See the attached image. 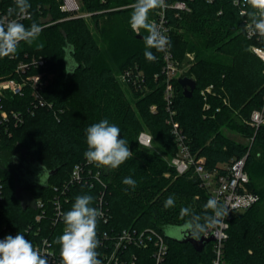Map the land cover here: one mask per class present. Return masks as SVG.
<instances>
[{"label":"trees","instance_id":"obj_1","mask_svg":"<svg viewBox=\"0 0 264 264\" xmlns=\"http://www.w3.org/2000/svg\"><path fill=\"white\" fill-rule=\"evenodd\" d=\"M78 1L81 10L90 14L87 18L68 17L59 9V0H29L31 17L21 22L26 27L36 22L42 32L32 43L21 42L11 57L0 58V80H19L17 65L42 57L43 68L32 66L22 75L44 71L47 84L41 98L52 104L51 108H34L28 87L21 96L5 93L1 98L2 108L7 113H20L22 121L14 126L9 119L0 125V238L6 230L15 235L22 232L32 243L46 237L60 256L55 241L63 233L62 216L53 226L49 210L36 235L39 224L30 203L41 198L50 208L52 187L63 190L73 167L82 164L80 182L64 188V195L58 194L63 212L70 210L77 195L93 196V207L102 198L108 218L106 222L98 220V252L105 246L111 249L112 237L121 230L150 228L167 243V264H212L211 242L197 252L189 243L175 241L165 232L184 222L181 208L200 214L210 198L191 169L178 174L169 164L177 152L168 123L172 111L189 151L203 157L207 169L220 171V166L245 156L248 187L258 200L229 219L222 264H264V188L256 186L257 180L264 179V124L257 129L249 125L251 112L264 104V63L249 50L252 41L245 37L239 5L232 0H187L188 12L166 8L172 57L182 63L186 52L194 54V62L179 77H190L196 84L187 98L179 77L173 78L174 94L168 110L163 98L162 54L152 49L157 59L147 61L143 54V36L147 33L141 30L138 35L129 25L135 0ZM0 5L5 12L15 6L14 0H0ZM158 9L150 13V21ZM133 66L143 73L142 90L118 78ZM209 85L211 91L202 95L200 92ZM102 119L120 128V138L129 142L133 152L132 158L115 170L89 164L84 157L85 130ZM224 129L246 141L229 137ZM141 132L151 136L150 148L139 144ZM33 164L41 167L44 182L33 181ZM125 177L135 179L136 187L123 184ZM19 190L29 204L22 203L16 193ZM170 195L175 206L166 209L164 202ZM128 253H134L139 264L149 261V250L131 247L123 255Z\"/></svg>","mask_w":264,"mask_h":264},{"label":"built area","instance_id":"obj_2","mask_svg":"<svg viewBox=\"0 0 264 264\" xmlns=\"http://www.w3.org/2000/svg\"><path fill=\"white\" fill-rule=\"evenodd\" d=\"M59 9L66 13L68 17H82L87 18L90 14L83 13L80 11V2L78 0H59ZM210 3L212 0H205ZM233 4L239 5V14L243 17V31L245 37L252 41L249 46V50L255 56H257L262 63H264V38L260 36H250L248 32V25L250 24V17L248 15L250 9L242 6L241 0H232ZM171 7L176 9L177 12H188L190 10L187 0H165V6L159 8L156 11V16L151 22L155 23L159 29L167 37L169 35V27L167 24L166 8ZM11 7L7 8L9 11ZM8 12H5L0 5V17H4ZM220 13V12H218ZM178 14V13H177ZM31 15L28 13L27 17L19 18L20 22L30 18ZM16 18V17H13ZM45 19L44 21H46ZM163 60L162 72L165 75V86L163 92V98L166 101V108L170 110V105L173 98V86L171 80L175 77H179L182 72H180V64L173 57L169 49L161 52ZM45 61L42 57L31 58L25 63H19L16 67V72L20 74L19 80L14 78H7L0 80V125L7 123L11 119L14 126L18 125L22 121V115L18 112L10 111L7 113L1 106V98L5 93H9L12 96H21L24 93V89L28 87L31 90L32 95V105L34 108L46 107L51 108L52 104L45 102L41 98V92L47 84V79L44 71H40L34 74H27L23 76L30 67H44ZM122 83L132 86L136 90H142L145 88L143 73L138 70L137 66H133L124 69L118 76ZM212 86L209 85L200 93L205 95L209 93ZM154 110V106L151 107ZM32 111V110H31ZM170 119L168 123L171 125V131L174 135V141L176 143L177 152L173 156L169 163L175 168L178 174H183L188 170H192L193 173L198 177L202 187L208 192L210 198H217L220 202L226 204L229 209V215L225 218V224L219 226L215 229L209 231L205 236L213 237L212 243V253L213 259L212 264H222V252L224 241L227 238L228 221L233 214L241 212L249 208L252 204L257 202L258 195L251 191L248 187L249 179L248 175L244 169L245 156L232 160L229 164L220 166L219 170H209L204 166L203 157H195L189 151V148L185 142V136L183 135L181 129L173 121V112L169 111ZM264 124V104L260 109L253 110L250 114L249 125L257 129L260 125ZM144 147H151V136L146 132H141L138 136V142ZM83 172V165L76 164L71 173L67 184L63 185L62 188L52 187L53 195L48 198L50 208L46 207V203L43 199L38 198L28 204H32L33 208L36 210L34 220L39 225L35 226L37 235L41 229L40 222L42 219L47 217L49 210L52 211L51 224L57 222V219L61 217L62 205L60 201V196L64 195V188L68 185H72L76 182H80L81 174ZM3 184L0 179V204L2 200ZM61 192V195L58 194ZM22 201V200H21ZM23 203V201H22ZM97 208L102 210L103 215L100 217L103 222L107 221V209L104 210V204L102 198L99 199ZM1 209V205H0ZM7 235L15 236L14 232L6 230L0 240L4 239ZM111 249L107 246L102 252H99V259H101L102 264H139L138 259L134 253H128L124 256L125 250L131 247L142 248L143 250H149L148 258L149 261H144L143 264H167L168 246L165 242L164 237L154 229H145L142 231L124 229L121 230L117 235L113 236L111 241ZM33 245L40 249V251L47 256L49 264H61V257L58 256L51 247V242L46 237H41L39 241H34Z\"/></svg>","mask_w":264,"mask_h":264},{"label":"clouds","instance_id":"obj_3","mask_svg":"<svg viewBox=\"0 0 264 264\" xmlns=\"http://www.w3.org/2000/svg\"><path fill=\"white\" fill-rule=\"evenodd\" d=\"M241 3L250 9L249 35L264 38V0H241ZM14 4L6 16L0 17V58L11 57L17 52L21 42L32 43L42 32V26L36 22H32L28 27L20 22L19 18L28 16L31 7L29 0H14ZM164 6L165 0H135L131 5L129 25L138 35L141 30L147 33L143 36V54L149 62H155L157 59L152 49L164 52L170 47L169 38L149 19L153 10ZM85 134L87 150L84 157L89 164L115 170L133 156L129 142L120 138V128L107 119L87 127ZM122 183L131 188L137 185L132 177H125ZM93 201L94 197L89 194L77 195L70 210L61 213L64 229L55 241L60 246L61 264H102L100 253L97 251L100 246L97 225L103 213L99 208L92 206ZM174 206L175 199L170 195L164 202V208ZM202 209L200 214H196L188 207L181 208L180 219L184 222L171 227V237L183 241L190 236L199 241L210 230L224 225L230 212L229 207L215 197L209 198ZM0 264H49V260L19 232L15 236L7 235L0 240Z\"/></svg>","mask_w":264,"mask_h":264},{"label":"rangeland","instance_id":"obj_4","mask_svg":"<svg viewBox=\"0 0 264 264\" xmlns=\"http://www.w3.org/2000/svg\"><path fill=\"white\" fill-rule=\"evenodd\" d=\"M79 6H80V11L83 12V13H85L83 10H81V5H79ZM100 46L103 47V42H101V41H100ZM193 62H194V54L192 52H186L184 60L182 61V63H179L180 64V66H179L180 67V72L184 73L191 66V64ZM125 92L129 96V93L126 90V88H125ZM242 123H246V121H242ZM223 131L229 137H231L233 139H236L237 141H241V142H245L246 141L245 139L241 138V136L238 133H236V132L229 131L228 129H224ZM155 151L158 154L162 155L161 152L159 150H157V148L155 149ZM31 169H32V178H33V181H36L37 183L44 182V180H45V174L43 172H41V167L38 164H33L31 166ZM256 186L258 188H260V187L261 188H264V179L257 180ZM18 189H20V187H18ZM20 190H22V189H20ZM20 190L18 191V196L21 198V200L23 201V203H28L29 200L27 199V197H24L23 192L20 191ZM170 231H171V229H166L165 230L166 234L169 235V236H171L170 235Z\"/></svg>","mask_w":264,"mask_h":264},{"label":"water","instance_id":"obj_5","mask_svg":"<svg viewBox=\"0 0 264 264\" xmlns=\"http://www.w3.org/2000/svg\"><path fill=\"white\" fill-rule=\"evenodd\" d=\"M178 83L182 88L183 95L187 98L191 97L192 91L195 89V86H196L195 80L190 78V77L184 76V77L178 78ZM54 173H55V170L50 172L49 175H52ZM16 193H18V192L16 191ZM172 239L177 241L174 238H172ZM211 241H213V237H208V238L201 237V239L199 241H197V240L192 239L189 236V237L185 238L183 241H178V242L189 243L194 248V250H196L197 252H200L204 248L205 244H207Z\"/></svg>","mask_w":264,"mask_h":264}]
</instances>
